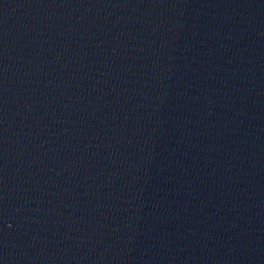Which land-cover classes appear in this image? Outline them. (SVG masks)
<instances>
[{"label":"water","instance_id":"water-1","mask_svg":"<svg viewBox=\"0 0 264 264\" xmlns=\"http://www.w3.org/2000/svg\"><path fill=\"white\" fill-rule=\"evenodd\" d=\"M0 264H264V0H0Z\"/></svg>","mask_w":264,"mask_h":264}]
</instances>
